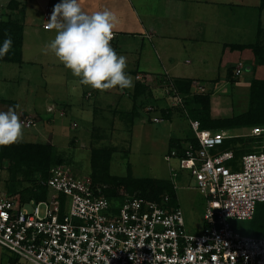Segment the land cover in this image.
I'll return each mask as SVG.
<instances>
[{"label": "rangeland", "instance_id": "1", "mask_svg": "<svg viewBox=\"0 0 264 264\" xmlns=\"http://www.w3.org/2000/svg\"><path fill=\"white\" fill-rule=\"evenodd\" d=\"M115 1L116 5L107 3L106 7L108 11L110 6L113 7L111 12L117 18L114 29L116 37L110 44L118 55L127 58L125 71L132 77L133 87L117 86L101 91L80 84L79 78L63 63L58 64V58L46 49V44L51 41L49 34L42 31L34 33L29 29L42 26V10L46 3L43 2L40 8L29 0L26 11L23 14L15 12L14 16L15 21L24 23L28 28L24 44L25 62L22 66L0 64V99L9 101L7 104L0 103V111L14 108L20 121L23 114L35 118L36 126L30 129L23 126V136L19 141L54 145L58 152H64L72 158L68 168L76 177L91 180V151L112 149L110 174L127 176L130 166L135 178L171 180L178 187L176 202L184 212L186 229L189 233L197 235L202 229L205 200L199 192L181 188L188 185L187 181L184 182L185 172L179 169L175 159L170 162L166 160L173 148V140L191 137L189 120L193 118L185 106V101L184 108L175 105V95H168L169 90L164 89V86L173 85L170 78L149 77L154 73L146 68L144 55H140L141 48L148 44V40L137 34H142V31L136 30V24L142 20L145 25L164 26L177 24L179 18L200 23V28L196 26L191 37H196L204 46L195 48L192 54L189 51L183 53V58L178 61L179 64L182 63L178 75L195 81L191 95L212 96L211 112L214 118L231 117L247 111L251 79L264 78V66L257 64L252 51H239L231 47L254 45L257 42L264 44V7H261V0H216L212 2L214 4L197 6L199 12L195 18L191 17L188 2L184 1H177L175 4L172 1L167 7L162 0ZM59 2L60 0L57 3ZM101 4L97 6V11L104 9ZM3 5L0 1L1 14L6 10ZM52 5L50 7L53 10ZM114 7L119 10L114 11ZM167 8L170 9L166 18ZM171 14L174 17H171ZM127 24L132 26V29L122 28ZM122 29L130 30L132 34H121ZM223 45L228 47L223 49ZM139 59H142L140 65ZM147 59L145 60L148 64L156 63L154 59ZM196 65L198 67L194 69ZM250 65L254 66L252 73ZM231 66L234 68V76L237 68L242 70L234 83L226 79L227 69ZM137 73L148 77L147 83H139L148 84L150 89V93L145 92L140 97L135 95ZM217 79L218 84L212 83ZM11 101L16 104L10 105ZM17 105L19 107H16ZM151 106L157 108L148 115L146 108ZM49 107L53 109L48 111ZM133 109L138 110L136 113L139 114L132 123L130 114ZM162 109L172 111L171 119H162ZM62 112L65 115L61 116ZM150 117H157L161 122L153 123ZM248 130L249 127L235 129L238 134L247 133ZM3 168H7V164ZM1 176L2 180L8 178V171H3ZM24 184L29 186L27 182ZM4 186L5 184H0L2 189ZM261 207L263 205L259 204V211ZM259 211L258 214L264 217ZM234 224L242 233L262 234L263 224L258 220ZM9 257L11 254L0 246V264Z\"/></svg>", "mask_w": 264, "mask_h": 264}, {"label": "built area", "instance_id": "2", "mask_svg": "<svg viewBox=\"0 0 264 264\" xmlns=\"http://www.w3.org/2000/svg\"><path fill=\"white\" fill-rule=\"evenodd\" d=\"M51 12L44 7L46 31ZM241 73L237 68L235 75ZM147 78L135 77L145 83ZM164 89L184 108L173 85ZM155 108L147 107V114ZM21 123L36 126L32 117ZM189 125L191 138L166 160L175 159L185 172L188 185L181 188L205 200L201 233L187 231L183 210L169 205V196L158 203L134 195L114 205L100 185L60 166L41 182L49 189L46 199L23 202L0 187V246L11 254L3 264H264V228L254 236L234 224L253 220L264 204V126L238 134L202 129L193 119Z\"/></svg>", "mask_w": 264, "mask_h": 264}, {"label": "trees", "instance_id": "3", "mask_svg": "<svg viewBox=\"0 0 264 264\" xmlns=\"http://www.w3.org/2000/svg\"><path fill=\"white\" fill-rule=\"evenodd\" d=\"M261 7H264V0H261ZM44 10V9H43ZM52 10V9H51ZM43 16V13H42ZM43 21V19H42ZM259 32H261V25H259ZM43 28V27H42ZM23 31L21 24L12 22L11 20L0 21V45L5 39V34H10L13 45L9 53L4 57H0V62L3 63H22V45H23ZM227 48L228 46L225 45ZM231 47L237 50H250L258 65L264 66V44L256 43L248 46ZM250 72L254 71V66L250 65ZM242 71V70H241ZM233 66L227 69L226 79L231 82H236V76L233 74ZM173 87L183 97L185 106L190 110L193 120L201 123L202 129L209 130H235L236 128L256 126H264V78L251 79L249 89V100L247 111L241 115L214 118L212 116V101L211 95H191L195 81L190 79H170ZM217 81V82H216ZM218 84V79L213 81ZM144 84V83H143ZM148 85H142L137 82L135 84V95L140 97L145 92L150 93ZM0 103L6 104L7 101L1 100ZM11 103V102H10ZM15 105V104H13ZM150 105V103L148 104ZM192 107V108H191ZM138 110L133 109L130 116V121H136ZM65 115L64 112L60 113ZM163 119H171L172 111L161 110ZM28 118L22 115L21 119ZM35 119V118H34ZM37 122V120L35 119ZM191 137L182 140H173V148L178 146L182 141H186ZM240 141H243L240 139ZM74 143V142H73ZM113 154L112 149H94L91 151L90 168L91 180L93 184H98L103 189L104 196L108 198L114 205L122 204L129 196L137 195L148 201L160 203L162 198L169 196L171 201L169 205L177 206L176 191L171 180L153 179V178H135L132 176L131 168L128 167L127 176L112 175L109 172V165ZM71 157L64 152H58L56 147L50 143L38 142H22L0 146V184H5L3 188L10 196L19 195L23 202L30 200H43L49 194V189L41 186V182H46L51 176V170L55 167L65 166L71 164ZM7 164V168H3ZM8 171L9 176L2 180L1 173ZM28 183L26 186L24 183ZM260 209L257 207V212L253 222L258 220L261 222L262 234L256 235L255 232L248 234L254 236H262L264 228V217L258 214V211L264 216V204Z\"/></svg>", "mask_w": 264, "mask_h": 264}, {"label": "clouds", "instance_id": "4", "mask_svg": "<svg viewBox=\"0 0 264 264\" xmlns=\"http://www.w3.org/2000/svg\"><path fill=\"white\" fill-rule=\"evenodd\" d=\"M116 20L115 14L108 10L88 13L79 0H60L47 24L56 35L45 47L82 85L101 91L117 86L131 88L132 77L125 71L127 58L118 55L110 44ZM12 45V38L6 33L0 57L7 55ZM22 136L23 125L16 110L0 111V146L16 143Z\"/></svg>", "mask_w": 264, "mask_h": 264}, {"label": "crops", "instance_id": "5", "mask_svg": "<svg viewBox=\"0 0 264 264\" xmlns=\"http://www.w3.org/2000/svg\"><path fill=\"white\" fill-rule=\"evenodd\" d=\"M0 1H2V3L6 6L5 12L2 14L0 13V21L11 20L12 22H16V23L21 24L24 28L23 45H22V63L19 64L20 66H22L23 63L25 62V60H24L25 45L24 44H25L26 29H28V28L26 27V25L24 23H22V22L20 23L18 21H15L14 16L16 15L15 12H20L23 14L26 11L25 9L29 6V0H6V1L0 0ZM45 1H46L45 6H47V5L51 6L52 5L51 3H53V5H52L53 7L58 2V0H32V2H34L35 4L40 6V8H41V5L43 4V2H45ZM162 1H164L165 4H167V5H165V7L172 4V1L174 2L173 4H175L177 1L188 2V5H189L188 9H191L190 10L191 11V17H195V18L197 17V14L199 12V9L197 6L207 5V3L214 4L212 2H216V0H214V1H212V0L211 1H209V0H162ZM79 3L81 5L82 9L88 13L96 12L97 6H99L100 3H102L101 6L104 7V9L102 11L106 10L107 3H109L110 5L112 4L113 6L117 4V2L115 0H102V2L100 0H79ZM227 5H229V4H227ZM111 6H110V12L113 8ZM169 9L170 8H167L165 11L166 18L168 17ZM116 10H119V9L114 7V11H116ZM188 14H189V11H188ZM172 16L174 17V15L171 14V17ZM21 19H22V17H21ZM177 20L179 21L177 24L172 23L170 25H164V26H160V25L156 26L157 24H154V25H147L146 24L145 25L142 20L138 21V24H136L138 27V29H136V30H139L140 32L142 31V34H139V33H137V34L139 36H143L144 37L143 39L148 40V44L144 45L143 48H141V50H140L141 54L140 55H144L143 62H144V65L146 66V68L151 69L154 73V74L149 76V77L152 76L151 78L159 79V76H161L163 79H165V77H166V78H170L171 80L175 79V78L189 79V78L182 77V75H181V77H179L180 75H178V74H180V72H181L180 66L182 63L179 64L178 61L183 58L182 56H183V53L185 51H189L192 54V52L195 51V48L198 49V48H201L204 46V45H202V43L198 42V39L196 37H193V39L191 37L192 32H194L193 30H195L196 26H198L200 28V26L198 25L200 23H198L196 20H190L187 18H179ZM204 25H206V24H204ZM122 28L132 29V26L127 24V25L123 26ZM29 29H31L34 33H40L42 31L44 33L49 34V41L54 39V37L56 35V33L53 32L55 30L46 31L42 28V26L35 27V28H29ZM122 30L123 31L120 32L121 34L122 33H124V35L132 34V31H130V30H127V29H122ZM115 37L116 36H115V32H114L113 39L110 41V43H113V41L115 40ZM191 42H193V43L187 45L188 43H191ZM223 49H224V45H223ZM48 51L50 52V54L52 53L50 50H48ZM200 52H197V54H200ZM150 53H151V55H150ZM197 56H200V55H197ZM146 58L154 59L156 63L148 64V63H146V60H145ZM141 61H142V59L141 60L139 59V65H140ZM1 63H3V62H0V64ZM60 63L61 62L59 61L58 64H60ZM8 64H13V63H8ZM201 64L203 65L204 62L203 63L201 62ZM196 67H198V66L196 65L194 67V69ZM159 69H160V71H157ZM138 74L139 73H137L136 75H138ZM172 74H175L178 77H176ZM190 80H193V79H190ZM213 81H215V80H213ZM8 102L9 101H7V103ZM13 104H16V102L11 101L10 105H13ZM51 108L53 109V107H49L48 111H51Z\"/></svg>", "mask_w": 264, "mask_h": 264}]
</instances>
